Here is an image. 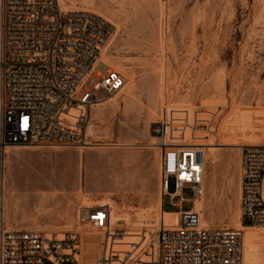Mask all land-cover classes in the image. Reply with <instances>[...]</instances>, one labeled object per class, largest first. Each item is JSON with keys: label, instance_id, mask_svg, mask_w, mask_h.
<instances>
[{"label": "rangeland", "instance_id": "1", "mask_svg": "<svg viewBox=\"0 0 264 264\" xmlns=\"http://www.w3.org/2000/svg\"><path fill=\"white\" fill-rule=\"evenodd\" d=\"M58 1L107 23L112 35L95 71L117 72L126 83L92 107L84 135L97 147L7 150L5 229L61 235L77 228L87 203L104 201L127 219L112 225L123 233L155 218L158 225L160 199L161 210L178 211L177 199L163 197L161 143L150 131L165 107L199 114L192 144L205 157L196 203L206 210L202 227L248 226L239 202L241 148L264 143V0ZM182 195L188 212L192 191ZM253 230L264 250V227Z\"/></svg>", "mask_w": 264, "mask_h": 264}, {"label": "built area", "instance_id": "2", "mask_svg": "<svg viewBox=\"0 0 264 264\" xmlns=\"http://www.w3.org/2000/svg\"><path fill=\"white\" fill-rule=\"evenodd\" d=\"M111 35L99 17L63 11L58 0H0V264H244L243 231L202 227L194 212L204 193L200 146L192 144L199 114L166 107L150 131L161 143L163 197L177 199L176 226L160 223L148 241L144 231L137 243H122L102 206L81 208L77 228L61 235L5 229L7 150L86 147L91 107L124 87L121 74L95 71ZM185 188L193 194L188 212ZM239 190L241 218L264 227V143L241 148Z\"/></svg>", "mask_w": 264, "mask_h": 264}, {"label": "bare ground", "instance_id": "3", "mask_svg": "<svg viewBox=\"0 0 264 264\" xmlns=\"http://www.w3.org/2000/svg\"><path fill=\"white\" fill-rule=\"evenodd\" d=\"M58 3H59V1H58ZM59 6H60V4H59ZM60 8L63 11L71 10V9H63L61 6H60ZM104 49H105V47L102 49V51ZM102 51H101L102 55H100L101 58L104 56V53ZM98 62H99V60H98ZM98 62H97V64H98ZM116 94L117 93L112 94V95H116ZM110 96L111 95H108V96L104 97L103 100L100 101V103H102L104 101H105V103H108L110 101ZM91 110H92V107L90 109V112H91ZM90 112H89V115H90ZM71 113L74 114V112H71ZM95 113H93V116H94ZM88 123H89V120L87 121L86 129L90 128V126H91ZM246 146H248V145H246ZM94 147H97V145L90 143V144H87V146H86V148H94ZM199 151H200V153L202 155V162H203V166H204L205 157H204V154H203V149L199 148ZM199 200L195 201V203H194V212L199 214L200 224L202 226V225H204V223L202 221L201 212L206 211V210H204V208L202 207L201 203L196 204L197 202H199ZM161 204H162V200L160 199V201L158 203V209H157L158 215L160 214V217H161L160 223H163L165 226H176L178 224V214H167V213H164L163 210H161ZM87 206L88 207H83V208L102 207V206L109 207L111 225H114V224L122 221V219L124 218L123 215L117 209H115L112 205H110V202H106V201L101 202V203L99 202V204H95L94 206H92L90 203H87ZM124 219L127 221L126 218H124ZM141 225H142V223L138 221V222H136V224H134V227L139 228V227H141ZM158 225H157V219L155 218L153 220V222H151V223L149 222V223L143 224L144 227L140 231H137L138 233L137 232L125 231L124 234H123L124 235V239L121 242L122 243H132V242L137 243L139 241V239L137 237L139 235H141L144 231L146 232V237H147V241H148V239L151 237V233L155 232V230L158 227ZM205 226H208V225H205ZM238 226H239V230L243 231V262H244V264H264V250H261V246H260L261 244H259L261 237H260L259 233L257 234L253 230V229H259V228H254V227H250V226L243 227L242 224L240 223V221H239Z\"/></svg>", "mask_w": 264, "mask_h": 264}, {"label": "crops", "instance_id": "4", "mask_svg": "<svg viewBox=\"0 0 264 264\" xmlns=\"http://www.w3.org/2000/svg\"><path fill=\"white\" fill-rule=\"evenodd\" d=\"M212 187H214L213 184H212ZM162 208H163V202H162V204H161V209H162ZM163 212H164V213H167V214H176V213H177V211H176V212H165L164 210H163ZM241 220H242V222H243L244 219L241 218Z\"/></svg>", "mask_w": 264, "mask_h": 264}]
</instances>
